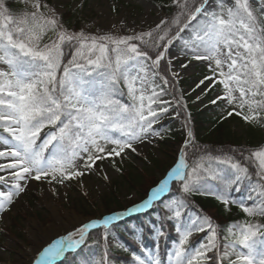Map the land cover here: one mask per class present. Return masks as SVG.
<instances>
[{"label": "snow or ice", "instance_id": "snow-or-ice-1", "mask_svg": "<svg viewBox=\"0 0 264 264\" xmlns=\"http://www.w3.org/2000/svg\"><path fill=\"white\" fill-rule=\"evenodd\" d=\"M256 3L258 13L250 0H234L232 7L221 6L219 11H209V0H172L173 14L146 32L97 37L68 32L55 7L41 0H33L32 10L19 16L0 0V64L5 66L0 68V215L11 210L31 181L62 184L95 171L98 161L135 152V143L158 135L154 125L174 107L163 97L171 94L176 107H186L183 94H176V58L169 55L177 41L190 57L180 69L193 60L210 62L211 75L195 88L203 86L206 93L221 85L223 94L211 103L231 105L228 116L235 114L249 123L264 120V0ZM49 32L55 39L42 44ZM66 46L75 51L64 63ZM121 82L131 103L121 100ZM188 136L192 137L190 131ZM245 159L255 164L254 173L231 156L211 157L207 167L201 157L200 163L189 166L185 152L145 198L124 212L90 219L52 240L34 264H56L66 252L79 249L91 230H107L133 214L161 207L167 219L176 222L180 236L169 256L171 264H205L212 259L217 264H264V239L257 240L258 235L264 237V223L230 225L228 234L235 238L225 236L221 251L216 226L210 217L193 213L190 200L193 194L210 195L226 207L238 203L248 217L264 218V147ZM209 176L217 183H210ZM254 179L258 187L252 186ZM244 181L251 205L230 198L233 186ZM158 215L162 222L164 215ZM151 223L163 235L157 221ZM194 232L205 233L207 243L186 247ZM133 233L147 255L143 259L133 253L134 264H162L158 245L155 252L148 251L142 234L134 229ZM214 250L216 255L209 256ZM101 264H107L106 258Z\"/></svg>", "mask_w": 264, "mask_h": 264}, {"label": "rangeland", "instance_id": "rangeland-1", "mask_svg": "<svg viewBox=\"0 0 264 264\" xmlns=\"http://www.w3.org/2000/svg\"><path fill=\"white\" fill-rule=\"evenodd\" d=\"M17 1L21 3L23 9L32 10L33 0ZM5 2L6 0H4ZM41 3L54 6L60 19L65 16L68 10L74 13L76 20H79L80 32L83 31L85 34L97 37L102 35L120 37L146 32L154 28L164 18L157 4L151 0H41ZM221 6L226 9L232 7L233 2L231 0H209V11H219ZM189 38V34H185V39ZM51 39H55V36L49 32L44 37L42 44L49 43ZM169 55L176 58L173 60L174 70H179L180 79L178 82L181 84L176 86V94L178 96L183 94L184 104L196 111L204 110L203 115L209 118L219 119L224 123L231 136L243 140L242 144H245V138L248 137L247 132L251 127L254 128V142L264 141L263 126H257L255 121L246 122L241 116L235 114L228 116L232 106L223 101L216 104L211 103L218 94H223L224 90L221 85H217L206 93L202 91L203 86L195 88L205 75H211L209 61L193 60L187 69H180V64L190 58L186 56V49L182 41L174 43ZM4 67L3 64H0V68ZM193 89L195 90L193 91ZM197 96L200 97L199 100ZM163 98L175 104L173 97L171 99ZM245 114H247L246 109ZM169 119L174 120L170 122V126L186 125L185 118L180 120L172 110H169V113L164 115L159 122ZM207 125L211 127L216 124L209 123ZM157 133L158 135H153L150 140H146L144 143H135V152L129 150L122 156H113L98 161V168L95 171L85 172V175L81 177L65 180L62 184L55 182L50 184L47 180L31 181L26 191L11 207V210L0 215V264H34L39 251L52 240L61 235H66L90 219L101 218L114 212H124L126 208L145 198V194L151 187L155 186V182L166 174L180 156L178 150L181 146L166 148L165 144L161 143L162 134ZM108 147L111 148L112 146L109 145ZM184 151L182 150L180 153L183 154ZM76 166L79 167V161H77ZM140 170L151 173L150 175L147 174V177H143L138 188H130L121 177V171L137 176ZM105 176L108 178L105 179ZM114 185L117 189L112 197ZM33 191L39 193V196L36 197L38 206L34 210L36 213L30 211L31 206L25 205L28 204L29 200L27 194ZM107 198L112 199L108 209L104 205ZM50 203L56 205L60 212L68 213L76 224H70L64 215L55 216L49 206ZM11 217H15L18 224L14 223ZM5 226L11 227L12 230L8 231ZM35 226L46 231L50 227H54L57 231L50 236H48L49 233H46V237L42 239L41 233L37 231ZM93 230H101L104 248L110 249L116 243V238L112 234L103 233L105 232L104 228ZM134 236L138 239L137 235L134 234ZM257 240H259L258 237ZM4 247L8 250H5ZM174 250L175 247L172 246L167 253L166 261L168 264H171L169 256ZM34 254H37L35 258ZM145 256L142 258L147 259L146 253Z\"/></svg>", "mask_w": 264, "mask_h": 264}, {"label": "trees", "instance_id": "trees-1", "mask_svg": "<svg viewBox=\"0 0 264 264\" xmlns=\"http://www.w3.org/2000/svg\"><path fill=\"white\" fill-rule=\"evenodd\" d=\"M156 3L158 2V6L164 13V18L169 17L173 14L174 9L172 2H168L167 0H153ZM5 5L7 8L13 13L14 16H19L24 12H30L28 10L23 9L20 3L16 0H6ZM253 9H258L252 6ZM61 21L63 23V27L68 32H80L78 27L79 20H76V16L67 11L65 16L61 17ZM54 34L52 33V36ZM75 51L74 48L65 47V57L64 63H67L68 59H71L72 53ZM62 71V69H61ZM61 71H58L57 75L61 74ZM121 89L123 90L124 95L121 97L122 102H129V96L127 95V89L124 87L123 82L120 84ZM174 105V104H173ZM177 112L185 117L186 125L181 126L180 128H171L167 126V123H160V125L155 124L154 127H157L160 130L164 131V144L166 148H170L172 146H179L190 129L192 133V143L191 145L185 149L186 159L189 166H195L197 163L201 162V157L204 158L203 163L205 167L208 166V160L211 157H223V156H231L234 160H238L242 165L249 167V172L254 173L257 169L255 164H250L245 157L249 156L252 151L259 150L264 145V141L254 142L255 134L254 128L251 127L247 132V138H245V144H242L241 138H235L231 136L223 122L219 121V119H211L205 117L203 113L205 111H196L194 109L179 108L175 106ZM208 123H215V126L207 127ZM257 126L264 127V120L256 121ZM47 129V128H46ZM156 165V164H155ZM213 167H217L215 162H213ZM158 167V166H156ZM219 167H225L223 165ZM150 171L140 170L137 176H132L128 172L121 171V177L128 184L130 188L136 189L142 183L143 177H147V174L150 175ZM208 181L212 184H216L217 181L211 180V177H207ZM148 182V180H146ZM254 187H258L256 180H253ZM239 188V190H236ZM116 185L112 187V197L116 192ZM175 191V189H174ZM250 192V188L248 187V182L244 181L242 185H234L233 190L230 193V198L232 200L239 201L240 199L245 198L244 203L246 205H251V201L247 199ZM253 195H255L253 193ZM32 199L36 200V195L33 194ZM192 202V211L197 213L205 214V216L210 217L214 226H216L217 231V244L220 246L222 243L227 241L224 240L225 236H228V239L231 240V236H229L227 227L230 223L233 224H243L244 222H260L264 223V218L259 216L257 217H248L240 208L239 204H230L229 207H225L223 203L219 202L215 199L214 196L210 195H201V194H193L190 197ZM112 202L111 198H107L104 201L105 208L108 209L110 206L109 203ZM34 204H36L34 202ZM30 211H33V208L30 207ZM159 214L164 215V219L161 222ZM168 213L164 212V209L161 207L159 209L153 210L150 213L134 218L133 220H129L132 225L140 226L145 231H151L152 229V221H157L156 227L162 228L163 233L169 231L172 234L173 239H168V241L178 242L180 239L179 234L174 227L175 221H169L167 219ZM187 219V215L184 217ZM130 224H117L112 226L106 233L113 234L118 237L119 241L127 246V241H130L132 245L135 247V254L138 253V250L141 249L140 243H135L132 239V231L129 228ZM206 237V234L203 232H194L193 235L189 239L188 245L186 247L199 246L201 242V238ZM130 254L125 250V247L118 248L115 247L111 250L104 251L103 243H102V235L100 231L91 232L83 245H81L78 254L70 256H65V261L60 264L70 263L75 264L74 261L80 259L85 262L91 263L93 260H96V264H101V261L106 257L107 264H131V260L129 257ZM209 256H215V250L213 252L208 253ZM68 258V259H67ZM73 259V260H72ZM84 263V262H81ZM205 264H217L216 259H212L210 261H206Z\"/></svg>", "mask_w": 264, "mask_h": 264}, {"label": "bare ground", "instance_id": "bare-ground-1", "mask_svg": "<svg viewBox=\"0 0 264 264\" xmlns=\"http://www.w3.org/2000/svg\"><path fill=\"white\" fill-rule=\"evenodd\" d=\"M49 206L51 207V210H52V212H53V214H54L55 216H59V215L63 216V215H64L65 218H66V220L69 221L70 224H76L75 221H74V219H73L68 213L60 212V210L57 208V206L54 205V204H52V203H50ZM35 227H36L37 231L41 233L42 236H41V235H40V236L42 237V239L46 237V233H49L48 236H50V235H52L53 233H55V231H57V229L54 228V227H50L47 231H46V230H41L40 227H38V226H35ZM66 230H67V229H66ZM45 231H46V232H45ZM35 232H36V231H35ZM36 233H37V232H36ZM36 233H35V234H36ZM31 234L34 235L33 232H31ZM44 243H45V242H44ZM36 256H37V254H34V258H35Z\"/></svg>", "mask_w": 264, "mask_h": 264}]
</instances>
